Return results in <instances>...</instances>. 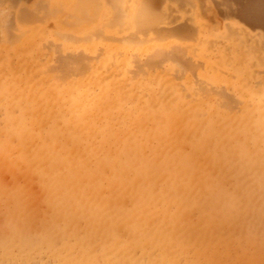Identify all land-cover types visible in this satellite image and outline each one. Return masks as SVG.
Wrapping results in <instances>:
<instances>
[{
    "label": "bare ground",
    "instance_id": "bare-ground-1",
    "mask_svg": "<svg viewBox=\"0 0 264 264\" xmlns=\"http://www.w3.org/2000/svg\"><path fill=\"white\" fill-rule=\"evenodd\" d=\"M18 4L0 0V264H264V38L209 0Z\"/></svg>",
    "mask_w": 264,
    "mask_h": 264
},
{
    "label": "rangeland",
    "instance_id": "rangeland-1",
    "mask_svg": "<svg viewBox=\"0 0 264 264\" xmlns=\"http://www.w3.org/2000/svg\"><path fill=\"white\" fill-rule=\"evenodd\" d=\"M34 1L35 0H5V2L10 5V7H11L10 9H12V10L15 9V7L19 5L18 3H20V5L24 7V6H27L28 4H30L31 2H34ZM236 1H238L239 3L236 2ZM245 1L246 0H244V1L243 0H235V1L234 0H209L210 4L212 6V9H213L214 16L215 17L217 16L216 19H218L220 21L222 20L221 22H222L223 26L225 28H227L226 32H228V30L231 31L233 27H234V29L236 31L238 30L237 32L234 31L236 35L233 34V30L234 29L231 31L232 34H233V37L234 36H238V33L240 32V28H242L243 30H246V31H248L250 33V36L247 35L248 37L246 35L241 34V32L239 33V35L241 37L245 38L246 40L247 39H250L251 36H253V35L254 36H260L261 38H264V22H260V23L259 22H254L253 23L252 20H249L248 18H246L244 16V13H243V10L242 9H243L244 2ZM260 3H261V6L263 8L262 9V12L264 14V0H260ZM230 8H232V9H230ZM238 9L241 12L240 11L238 12ZM230 12H232V14H234V13L235 14L234 15H231ZM173 14H175V15H173V18H174L173 25L175 24V26H177V25H179L181 23L182 24H185V23H188L189 24V23H191V21L189 22V17H188L189 16V11H186L185 10V12L182 13L181 10H179V8L174 7L173 8ZM180 15H182V16H180ZM240 15H242V16H240ZM222 16H223V18H222ZM237 16H239L240 18L239 17L237 18ZM212 20L213 19H210L211 23H212ZM183 21H184V23H183ZM226 22H228V23H226ZM250 22H251L252 25L250 24ZM176 23H179V24L176 25ZM237 23H238V25H237ZM261 23H263V24H261ZM227 24L229 25V27H227ZM229 34H231V33H229ZM232 34H231V36H232ZM263 41H264V39H263ZM262 69H264V68H262ZM235 99H233V100H235Z\"/></svg>",
    "mask_w": 264,
    "mask_h": 264
}]
</instances>
